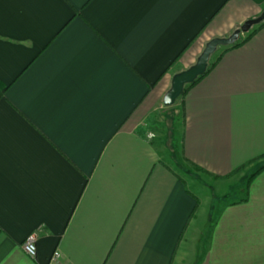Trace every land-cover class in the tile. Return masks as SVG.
Here are the masks:
<instances>
[{
	"label": "crops",
	"instance_id": "1",
	"mask_svg": "<svg viewBox=\"0 0 264 264\" xmlns=\"http://www.w3.org/2000/svg\"><path fill=\"white\" fill-rule=\"evenodd\" d=\"M262 12L0 0V264H264V169L246 185L264 163V25L181 96L172 144L189 179L155 119L172 76Z\"/></svg>",
	"mask_w": 264,
	"mask_h": 264
},
{
	"label": "water",
	"instance_id": "2",
	"mask_svg": "<svg viewBox=\"0 0 264 264\" xmlns=\"http://www.w3.org/2000/svg\"><path fill=\"white\" fill-rule=\"evenodd\" d=\"M264 19V12L254 19L246 20L238 29L227 37H215L210 39L203 47L195 62L188 68L175 73L171 78L169 89L162 98V104L166 107L173 105L175 100L182 94L185 85L192 83L202 75L208 66L211 56L219 46H228L236 41L240 33H246L249 29Z\"/></svg>",
	"mask_w": 264,
	"mask_h": 264
},
{
	"label": "rangeland",
	"instance_id": "3",
	"mask_svg": "<svg viewBox=\"0 0 264 264\" xmlns=\"http://www.w3.org/2000/svg\"><path fill=\"white\" fill-rule=\"evenodd\" d=\"M241 34V33H240ZM239 34V37H241ZM223 49V46H219L217 48V50L215 51V53L211 56L210 60H212L217 53H219L221 50ZM180 100H181V96H179L175 102L173 103V105L169 106V107H165L162 105V107L156 112L158 115L156 116V121H162L161 123H163V129H162V134L164 132H166L165 136L168 135L167 140H165L166 144L169 146V148L172 150V152L174 153V157L178 160V155L177 152H175V150L173 149V144H172V138L174 135V130H180L181 128V124H182V112H181V105H180ZM178 104V106L175 108L174 105ZM157 125V124H155ZM152 127L151 129L153 130H158L156 128V126H150ZM160 127L162 128V125H160ZM150 129V128H149ZM161 133V130H160ZM180 166H176V170L185 178L189 179V174L193 173V172H197L198 170L189 165L188 163H184L182 162L180 159L178 160ZM181 167V168H179ZM200 176H203L204 178V174L200 173ZM244 184H240V186L234 190V192H231L230 195L224 197V198H218V197H212L211 198V202L214 204V206L216 207H220L221 205H223L226 202H229L230 200L236 198L238 195H242L244 188H243Z\"/></svg>",
	"mask_w": 264,
	"mask_h": 264
},
{
	"label": "trees",
	"instance_id": "4",
	"mask_svg": "<svg viewBox=\"0 0 264 264\" xmlns=\"http://www.w3.org/2000/svg\"><path fill=\"white\" fill-rule=\"evenodd\" d=\"M264 25V19L261 20L258 24H256L257 27H260V26H263ZM255 26V25H254ZM253 27V26H252ZM251 29V28H250ZM256 29H253L251 32H248L246 37L244 39L241 40V38L238 36V38L236 39V41L234 43H232L231 45H228V46H225L223 47V49L216 54V56L212 59V60H209V63H208V66H207V69L206 71L200 75L199 77H197L192 83L188 84V85H185V87L183 88V91H182V95H184V93L186 92V89L188 87H190L191 85H193L195 82H197L201 77H203L208 71L209 69L216 63V61L220 58L221 54L224 53L225 51H227L228 49H231L233 47H236L238 46L239 44H241L248 36H250ZM264 169V163L261 164V166L257 169V171L255 173H252L248 179L246 180V185H248L249 181L252 179V177L257 173L259 172L260 170Z\"/></svg>",
	"mask_w": 264,
	"mask_h": 264
},
{
	"label": "built area",
	"instance_id": "5",
	"mask_svg": "<svg viewBox=\"0 0 264 264\" xmlns=\"http://www.w3.org/2000/svg\"><path fill=\"white\" fill-rule=\"evenodd\" d=\"M35 239H36V234H30L27 237H25V239L22 241L21 243V249L23 250V252L30 256L33 257L34 256V252H35ZM56 256L58 254H55Z\"/></svg>",
	"mask_w": 264,
	"mask_h": 264
}]
</instances>
